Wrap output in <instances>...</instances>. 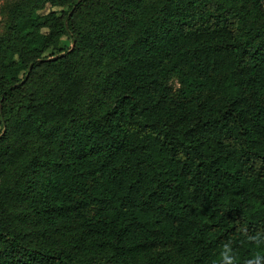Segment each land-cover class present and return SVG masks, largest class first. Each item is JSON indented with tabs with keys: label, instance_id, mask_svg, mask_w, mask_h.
I'll return each mask as SVG.
<instances>
[{
	"label": "trees",
	"instance_id": "obj_1",
	"mask_svg": "<svg viewBox=\"0 0 264 264\" xmlns=\"http://www.w3.org/2000/svg\"><path fill=\"white\" fill-rule=\"evenodd\" d=\"M9 16L0 264H264V0ZM84 53L110 63L89 85Z\"/></svg>",
	"mask_w": 264,
	"mask_h": 264
},
{
	"label": "rangeland",
	"instance_id": "obj_2",
	"mask_svg": "<svg viewBox=\"0 0 264 264\" xmlns=\"http://www.w3.org/2000/svg\"><path fill=\"white\" fill-rule=\"evenodd\" d=\"M26 0H0V44L7 38V35L10 33V16L9 10L18 2H23ZM65 9L52 7L50 4H45L43 8L37 13L40 16H45L51 12H57L60 14ZM70 47V42L65 38L61 39L58 43V48L66 49ZM51 52V51H50ZM50 54V53H49ZM78 68L81 76L83 75L85 84L89 85L93 82L95 76H99L105 71L107 67H110L109 61L97 54L84 53L79 56ZM53 85L52 83H50ZM167 84L173 91L174 95H178L179 91L183 89L179 78L177 76H169ZM89 102L91 104L92 97L91 93L88 95ZM2 181H0V186Z\"/></svg>",
	"mask_w": 264,
	"mask_h": 264
},
{
	"label": "clouds",
	"instance_id": "obj_3",
	"mask_svg": "<svg viewBox=\"0 0 264 264\" xmlns=\"http://www.w3.org/2000/svg\"><path fill=\"white\" fill-rule=\"evenodd\" d=\"M250 264H251V262H250Z\"/></svg>",
	"mask_w": 264,
	"mask_h": 264
}]
</instances>
